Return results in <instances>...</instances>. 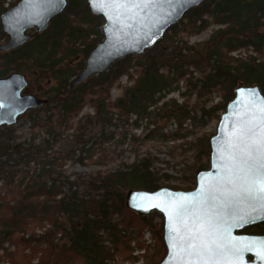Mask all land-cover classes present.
I'll list each match as a JSON object with an SVG mask.
<instances>
[{
  "label": "trees",
  "instance_id": "obj_1",
  "mask_svg": "<svg viewBox=\"0 0 264 264\" xmlns=\"http://www.w3.org/2000/svg\"><path fill=\"white\" fill-rule=\"evenodd\" d=\"M7 10L0 0V15ZM207 14L222 27L212 35L203 54L187 46L167 52L160 46L162 39L144 54L118 60L108 71L76 87H72L73 79L103 39L100 28L104 21L91 13L88 3L81 5L80 0H68L63 13L51 21L45 32H34L32 40L16 50H0V78L38 72L48 84L52 83L49 90L41 93L46 105L24 115H28L32 129L47 130L50 140L44 143L48 149L53 150L55 137H61V130L72 127L86 105H91L95 114L81 118L77 124L86 119L103 128L79 156L58 150L56 165L49 162L43 166L37 163L39 145L21 142L15 126L0 128V249L4 250V259L11 264H34L37 257L36 264H119L120 257L122 262L137 263L139 257L133 256L134 250L146 248L143 264L163 261L167 248L161 215H139L129 210L126 195L131 189L150 192L161 188L194 189L197 175L210 167V140L215 134L191 138L183 144L186 148L182 144L172 146L170 155L181 157V163L188 161L184 152H193V160L185 165L179 185L168 183L172 177L160 174L155 168L157 158L150 155L131 163L121 161L115 168L83 173L74 179L66 175L64 166L67 160L82 165L89 161L96 166L106 165L107 159L111 161L106 150L96 148L105 145L107 130L115 122L135 117L136 122L148 119L155 123L164 119L179 126L189 121L191 126L198 123L203 127L210 120L220 121L239 84L258 85L264 93V0H207L185 17L191 18L193 30L203 31L210 24L203 18ZM1 39L7 40V36L0 23ZM246 47H252L257 56H231L233 51ZM134 60L137 61L133 63ZM191 67L201 75L194 77L189 72ZM134 68L136 78L130 73ZM125 75L131 84L124 86L122 95L113 100L111 91ZM181 80L199 97L219 91L222 100L213 105L197 103L191 108L175 100L162 102ZM158 131H151L149 141L189 138L176 133L161 136ZM156 134L159 138H152ZM178 150L184 151L179 154ZM44 222L51 227L42 234L35 233V227ZM145 230L152 232L154 248L142 241ZM242 232L264 235V224ZM5 243L17 250L10 252Z\"/></svg>",
  "mask_w": 264,
  "mask_h": 264
},
{
  "label": "water",
  "instance_id": "obj_2",
  "mask_svg": "<svg viewBox=\"0 0 264 264\" xmlns=\"http://www.w3.org/2000/svg\"><path fill=\"white\" fill-rule=\"evenodd\" d=\"M206 0H126L128 7H117L111 0H87L91 13L104 20L103 41L91 52L84 69L73 79L76 87L89 78L104 73L118 60L141 55L163 39L167 31L178 24L192 9ZM68 0H18L15 7L0 16L2 30L7 36L2 52L16 50L30 40L34 32H45L51 21L62 14ZM138 5V6H136ZM29 82L22 73L0 78V128L18 124L19 118L31 110L46 105L45 99L27 94ZM255 93V95H251ZM264 93L260 86L239 84L234 99L222 114L216 134L210 140V167L197 175L196 186L189 191L161 188L157 191L131 189L126 195V207L139 214L158 213L164 221V242L167 254L160 264H264V235L242 231L264 223V209L247 203L238 206L235 213L225 215L226 223L217 229L215 221L205 226L204 240L215 241L220 251L209 256L187 249L186 244L174 241L173 229L186 234L184 221L189 226L197 214L206 216L214 190L220 189L231 178L239 188L245 183L244 173L238 172L229 159H239L245 145H259L264 140ZM251 177L248 178L249 182ZM218 195V193H217ZM186 208L187 212L178 215ZM243 217V219L241 218ZM199 224V220H195ZM174 243L176 246L174 247ZM215 248V245H213Z\"/></svg>",
  "mask_w": 264,
  "mask_h": 264
},
{
  "label": "rangeland",
  "instance_id": "obj_3",
  "mask_svg": "<svg viewBox=\"0 0 264 264\" xmlns=\"http://www.w3.org/2000/svg\"><path fill=\"white\" fill-rule=\"evenodd\" d=\"M3 1L5 8L8 10L15 7L18 3V0H3ZM80 2L81 5H83L84 3H87V0H80ZM203 18L210 22V24L205 30L203 31H198L196 29L193 30V28L190 26L191 18L185 17L181 20L183 21L182 26H178L176 29L169 31L167 32V34H165V36L163 37L164 40L162 42V45L160 46L166 48L167 52L173 50L178 51L184 48V46H187L189 48L192 47L196 51L203 54L205 51L204 48L211 39L212 35L222 27L221 25L215 23L209 14L204 15ZM102 28H100L101 32H102ZM103 39H104V35H103ZM6 41L7 40L1 39L0 45L5 44ZM184 53H188V52L183 51V54ZM133 56H139V55H133ZM231 56L245 58L249 56H257V54L254 52L252 47H246V48H239L233 51L231 53ZM78 61H80V59ZM136 61L137 60H134L133 63ZM135 70L136 68L130 70V73L134 76V78H136ZM189 72H191L193 76L196 78L201 75V73L197 71L194 67H191L189 69ZM25 75L27 76L28 82H30L29 83L30 87L27 88V90H25V93L35 94L39 98L44 99L41 93L49 90L50 87L52 86V83L48 84L47 80H43L42 77L38 74V72H34L32 74H25ZM130 84L131 83L129 80V76L128 75L123 76L114 85L111 91L112 99L114 100L120 97L123 93V87ZM221 94L222 93L218 91L199 97L196 92H193L188 87H186L185 80H181L179 85H177V89L172 92H167L162 102L175 100L177 104L179 105L187 104L191 108L197 103L202 104L206 102V104L209 105L217 104L222 100ZM94 114L95 111L91 107V105H86L80 112L79 116L75 119V122L73 123L72 127L67 128L65 130H61L63 132L61 137H55L57 142L53 144L54 145L53 150L48 149L46 147L47 144L44 143V141L50 140L47 130L32 129L28 115L20 118L18 124L15 126V129L18 130V135L21 137L20 139L21 142L40 146L41 150L37 161V163L39 162L38 164H40V166L47 165L49 164V162H53V164L56 165L54 162V158L58 156L57 153L58 150H63L66 152L71 151L74 152L76 156H79L82 153V150H86L90 147L91 145L90 141L92 139L99 137L103 129L102 126L99 125V123L97 122L89 123L85 119L84 122H82L80 125L77 124L81 118H85L88 115L93 116ZM218 124L219 122L217 120H210L206 126L201 127V125L198 123L196 125L194 124V126H191L189 121H187L186 124H184L183 126H179L177 122L171 120L168 121L164 119L156 120L155 123L153 120H148V119L136 122L135 117L128 119V121L115 122L114 125L110 126L109 129L107 130L108 134H106V136H108L107 137L108 140L105 143V145L104 146L101 145L100 148L99 146H97L96 148L97 150H101V149L106 150V152L111 156L110 159L111 161L107 159L106 165L96 166L90 163L89 161H86V164L82 165L74 162V160H67L65 162L64 170L66 175H69L72 177V179H74L76 176L83 173H94L98 170H108L118 166L121 163V161H126L131 163L138 158H142L150 155L154 158H157L155 162V168L157 169V171L160 172V174H168L172 177V179H170L168 183L179 185L181 184L183 179L184 170L186 167L185 165L187 164V162L190 164L193 160L192 159L193 152L192 151L189 153L184 152V154H186V159L188 161L181 163L182 162L181 157L174 158L172 155H170V151H171L170 149L172 148V146H179L181 144L183 145L185 142L191 141V138H197L198 136H201L204 133L216 134ZM157 129L159 130L158 132L161 133V136H163L164 134L169 136L170 134L176 133V134H180L181 136L189 135V138L186 141L177 140L173 142L168 140L163 141L164 139L160 141H151V140L149 141V137L151 138V134H152L151 131L155 132ZM152 138L154 139L159 138V136L156 134V136ZM99 141L100 140H98V143ZM85 143H87V145ZM50 145H52V143ZM183 146L184 148L187 147L185 145ZM33 151L36 152V150ZM178 151L179 154L180 153L182 154V151L184 150H178ZM33 166L34 163L31 164V168H33ZM0 188H1V184H0ZM67 188L68 186L66 187V189ZM50 227L51 225L48 222H44L43 225L35 227V233L42 234ZM142 241L145 243V246H151L154 248L156 245V242L153 239V234L150 230H145L143 232ZM4 247L8 248L10 252H15L17 250L15 246H10L9 243H5ZM3 254H4V250L0 249V264H11L9 260L3 258ZM146 255H147L146 248L144 249L137 248L136 250H134L133 253V256L139 257V261L137 263H132L131 261L122 262L120 257L117 258V262L119 264H123V263L143 264L145 262ZM38 260L39 257H37L33 261V263L34 264L38 263ZM109 264H113V263H109Z\"/></svg>",
  "mask_w": 264,
  "mask_h": 264
},
{
  "label": "snow or ice",
  "instance_id": "obj_4",
  "mask_svg": "<svg viewBox=\"0 0 264 264\" xmlns=\"http://www.w3.org/2000/svg\"><path fill=\"white\" fill-rule=\"evenodd\" d=\"M111 3L117 7L129 6L126 0H111ZM251 95L254 96L255 93ZM261 103L264 104V101ZM229 159L234 162V167L237 168L238 172L244 173L245 183L237 188L234 180L227 179L222 188L214 190L210 204L207 200L200 202L202 206L208 205V208L205 209V217H201L199 214L196 215L195 220H199V224H196L194 220L193 225L189 226L187 220H185L186 234L184 235L173 229L176 233L174 241H179L182 245L186 244L188 250L198 255L206 252L209 256H212L219 252L221 248L215 241L208 243L204 240L206 224L211 225L215 221V227L218 229L221 223L227 222L225 215L229 212L235 213L238 206L244 203L252 206L258 204L260 209H264V140H261L259 145L248 144L241 148L239 159L235 155H232ZM249 177L252 178L250 182ZM183 212H187V209H181L178 211V215ZM241 218L243 219V217ZM261 243L264 244V242ZM213 245H215V248ZM205 264H207V261Z\"/></svg>",
  "mask_w": 264,
  "mask_h": 264
},
{
  "label": "flooded vegetation",
  "instance_id": "obj_5",
  "mask_svg": "<svg viewBox=\"0 0 264 264\" xmlns=\"http://www.w3.org/2000/svg\"><path fill=\"white\" fill-rule=\"evenodd\" d=\"M29 88V87H28ZM264 224V223H263ZM256 226V225H255Z\"/></svg>",
  "mask_w": 264,
  "mask_h": 264
}]
</instances>
